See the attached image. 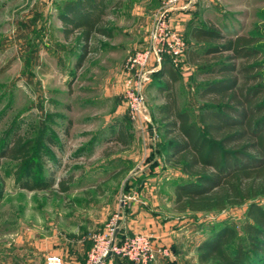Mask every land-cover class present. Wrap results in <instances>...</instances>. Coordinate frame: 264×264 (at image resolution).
I'll return each instance as SVG.
<instances>
[{
	"label": "rangeland",
	"instance_id": "rangeland-1",
	"mask_svg": "<svg viewBox=\"0 0 264 264\" xmlns=\"http://www.w3.org/2000/svg\"><path fill=\"white\" fill-rule=\"evenodd\" d=\"M63 1L0 0V143L15 133L31 139L37 163L33 173L74 177L67 193L22 190L14 183L18 162L0 159V260L6 263L19 254L20 264H43L65 239L102 230L116 213L122 219L123 207L145 178L155 177L147 181V189H159L164 213L175 215L168 197L183 175L162 163L155 110L148 105L151 121L141 127L130 119L121 94L126 59L144 41L132 49L117 47L126 38H134L132 13L148 10L145 35L151 13L162 0H107L105 18L112 23L115 37L105 40L93 35L90 52L75 71L76 42H66L60 31L58 9ZM196 5V25L210 23L226 35L257 30L264 65V0H200ZM192 12L185 16L186 24ZM184 40L185 50L194 45L187 35ZM176 69L179 102L196 118L201 105L197 90L204 73L188 64L184 53ZM151 77L150 85L157 87L158 79ZM149 93L148 102L158 97ZM120 125L127 133L126 145L113 140ZM257 201L264 206V197ZM245 209L246 204L223 211L176 214V219L194 223L185 246L188 264H196L194 243L220 222L234 221L241 235ZM160 247H168L171 254V246ZM164 257L159 264L170 263L169 256Z\"/></svg>",
	"mask_w": 264,
	"mask_h": 264
},
{
	"label": "trees",
	"instance_id": "trees-1",
	"mask_svg": "<svg viewBox=\"0 0 264 264\" xmlns=\"http://www.w3.org/2000/svg\"><path fill=\"white\" fill-rule=\"evenodd\" d=\"M106 7L107 0H64L59 6L62 37L76 42L74 71L83 66L93 35L114 36L112 23L105 18ZM185 35L194 44L185 50V61L204 73L197 90L201 105L196 118L179 102L177 67L166 59L151 77L158 79L162 98L154 116L160 124L162 163L183 175L173 185V211L213 212L246 204L241 235L234 221L220 222L196 245V261L264 264V206L257 201L264 197L262 37L255 29L226 35L213 24L196 25L192 19L185 23ZM113 140L127 144L121 125ZM32 146L31 139L16 133L0 143V159L18 162L15 185L55 195L69 192L73 175L57 178L54 172H32L37 164ZM128 187L129 182L125 192ZM122 235L118 230L116 239ZM127 262L118 255L106 258V264Z\"/></svg>",
	"mask_w": 264,
	"mask_h": 264
},
{
	"label": "built area",
	"instance_id": "built-area-1",
	"mask_svg": "<svg viewBox=\"0 0 264 264\" xmlns=\"http://www.w3.org/2000/svg\"><path fill=\"white\" fill-rule=\"evenodd\" d=\"M194 2L162 0L161 5L151 13V25L145 32L144 45L126 59L127 77L121 90L123 104L130 119L141 127L151 121L144 94L146 85L150 82L151 74L159 70L166 59L174 67L179 65L186 48L183 11L192 7ZM119 220L120 216L116 213L102 230L90 234L92 244L85 264H106V258L110 255L125 258L130 264H149L156 251L161 256L170 255L168 247L156 250L148 233L123 234L120 239H116ZM43 264H63V259L57 254H50L45 257Z\"/></svg>",
	"mask_w": 264,
	"mask_h": 264
},
{
	"label": "crops",
	"instance_id": "crops-1",
	"mask_svg": "<svg viewBox=\"0 0 264 264\" xmlns=\"http://www.w3.org/2000/svg\"><path fill=\"white\" fill-rule=\"evenodd\" d=\"M200 0H197L194 2L192 7L189 9H185L183 11L184 17L187 15H190L192 10V15L190 19L193 20V23L196 24V20L194 17L196 14L195 7L196 3ZM192 8V9H191ZM191 9V10H190ZM186 11V12H185ZM194 13V14H193ZM194 16V17H193ZM132 17L134 20V28L131 29L132 36L134 38H126L124 43H118L117 47H119L120 44L127 46L129 48H136L141 46L142 41H144V27L147 26L149 23V16H148V10H142L141 12H137L136 15L132 13ZM127 29H123V31L126 32ZM139 34L138 36L136 35ZM115 34V33H114ZM101 36V35H100ZM105 40H111L115 37V35L112 38H106L104 36H101ZM129 40V41H128ZM105 42V41H102ZM108 44V42L106 43ZM109 44H112L109 42ZM143 45V44H142ZM149 85L146 87V103L147 107L149 109V106L151 108H154L156 114L157 107L162 103V98L157 90L156 86ZM150 90V93H149ZM150 96L157 94L158 97L149 98L148 102V93ZM154 101V102H152ZM134 180H137L136 177L132 178ZM155 177L151 178H145V180L142 182L141 189L136 192L137 194H131L130 201H128V205L123 207L124 214L122 216V221L119 222V230L121 234H132L137 232H144L148 233L151 236V239L155 245V249L157 250L160 246H171V254L167 258L170 263L169 264H188L187 255L185 251L186 243L189 241V235L188 232H190V227L194 225V223L186 222L185 219H176L175 215L179 214L174 212L175 215L167 216L163 209L161 208L158 193L160 192L157 188H152L148 190V186L146 185L147 181L153 180ZM137 197V199H135ZM169 200L170 204H172L173 207V188L172 191H170L169 194ZM173 210V208H172ZM165 214V215H164ZM79 235V234H78ZM78 235L75 239H65L63 242V246H60L59 249H56L54 252L49 253L50 254H57L62 257L63 264H85V253L89 250L88 241H90L89 236H81L78 238ZM74 237V236H73ZM205 237V236H204ZM202 237L201 239H203ZM200 239V240H201ZM199 240V241H200ZM194 243V250H193V258L194 262L197 264L196 261V252L195 247L198 244V242ZM19 254H14L12 261H8L7 263L3 260H0V264H20ZM162 256L156 251L155 253V259L152 260L149 264H159V259ZM165 258V257H164ZM166 259V258H165ZM127 264H129L127 262Z\"/></svg>",
	"mask_w": 264,
	"mask_h": 264
}]
</instances>
